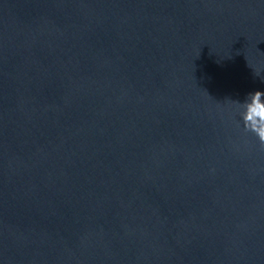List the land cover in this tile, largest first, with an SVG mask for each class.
Instances as JSON below:
<instances>
[{
  "label": "water",
  "instance_id": "water-1",
  "mask_svg": "<svg viewBox=\"0 0 264 264\" xmlns=\"http://www.w3.org/2000/svg\"><path fill=\"white\" fill-rule=\"evenodd\" d=\"M256 91L264 0H0V264H264Z\"/></svg>",
  "mask_w": 264,
  "mask_h": 264
},
{
  "label": "clouds",
  "instance_id": "clouds-1",
  "mask_svg": "<svg viewBox=\"0 0 264 264\" xmlns=\"http://www.w3.org/2000/svg\"><path fill=\"white\" fill-rule=\"evenodd\" d=\"M262 97L264 92L261 91L249 94L242 103L241 116L245 130L255 133L261 144H264V100Z\"/></svg>",
  "mask_w": 264,
  "mask_h": 264
}]
</instances>
